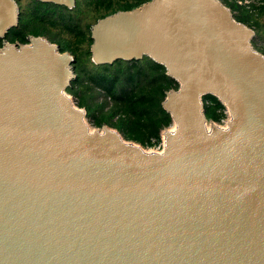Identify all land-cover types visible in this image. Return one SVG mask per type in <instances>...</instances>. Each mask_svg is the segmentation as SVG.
<instances>
[{
  "label": "water",
  "instance_id": "obj_1",
  "mask_svg": "<svg viewBox=\"0 0 264 264\" xmlns=\"http://www.w3.org/2000/svg\"><path fill=\"white\" fill-rule=\"evenodd\" d=\"M72 8L75 0H38ZM19 6L0 0V37ZM91 60L162 64L161 152L90 128L73 56L0 46V264H264V55L219 0H149L98 19ZM229 112L222 128L202 96Z\"/></svg>",
  "mask_w": 264,
  "mask_h": 264
},
{
  "label": "trees",
  "instance_id": "obj_2",
  "mask_svg": "<svg viewBox=\"0 0 264 264\" xmlns=\"http://www.w3.org/2000/svg\"><path fill=\"white\" fill-rule=\"evenodd\" d=\"M15 1L19 6L18 23L0 37V46L4 40L25 44L31 35L57 44L60 52L67 51L74 58L75 77L66 93L85 109L93 126L105 124L143 148L160 143L161 132L172 125L161 102L166 91L178 88V82L162 64L147 56L95 64L90 52V28L98 19L149 0H75L72 8L38 0ZM219 1L237 22L254 30L252 46L264 55V0L249 9L234 0ZM202 103L207 120L220 122L225 116V106L216 96L203 95Z\"/></svg>",
  "mask_w": 264,
  "mask_h": 264
},
{
  "label": "built area",
  "instance_id": "obj_3",
  "mask_svg": "<svg viewBox=\"0 0 264 264\" xmlns=\"http://www.w3.org/2000/svg\"><path fill=\"white\" fill-rule=\"evenodd\" d=\"M237 4L245 6L246 8H251L252 6H258L262 3V0H234ZM225 106V105H224ZM223 113L225 114V116L220 120V122H215L218 126L225 128L226 127V123L229 120V112L225 106ZM164 146V136L163 133H161V141L158 145H156L157 147V152H160L163 149ZM158 149H161L158 151Z\"/></svg>",
  "mask_w": 264,
  "mask_h": 264
},
{
  "label": "rangeland",
  "instance_id": "obj_4",
  "mask_svg": "<svg viewBox=\"0 0 264 264\" xmlns=\"http://www.w3.org/2000/svg\"><path fill=\"white\" fill-rule=\"evenodd\" d=\"M259 45H263V44H259ZM254 47V46H253ZM68 94V93H67ZM69 95V94H68ZM70 97H71V99H72V101H73V103L75 104V100L73 99V97L71 96V95H69ZM75 106H77L76 104H75ZM78 107V106H77ZM78 108H80V107H78ZM83 110H85L84 108H82ZM86 121H87V123H88V125L91 127V128H97V127H95V126H93L92 124H91V122H90V120H89V118L87 117L86 118ZM173 126H174V124L172 123V125L170 126V127H168V129H171V128H173ZM161 133H163V131L161 132ZM146 150H149V151H156L157 152V147L156 146H154V147H151V148H145ZM159 150H161V149H158V151Z\"/></svg>",
  "mask_w": 264,
  "mask_h": 264
},
{
  "label": "bare ground",
  "instance_id": "obj_5",
  "mask_svg": "<svg viewBox=\"0 0 264 264\" xmlns=\"http://www.w3.org/2000/svg\"><path fill=\"white\" fill-rule=\"evenodd\" d=\"M89 127H90V126H89ZM90 128H91V127H90ZM173 128H174V126H173ZM173 128H171V129H169V130H170V131H172V130H173ZM161 151H162V150H161ZM161 151H160V152H161Z\"/></svg>",
  "mask_w": 264,
  "mask_h": 264
}]
</instances>
